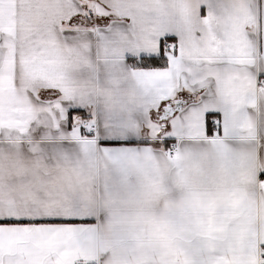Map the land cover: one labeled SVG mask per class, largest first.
<instances>
[{"label":"snow or ice","instance_id":"6c2138e0","mask_svg":"<svg viewBox=\"0 0 264 264\" xmlns=\"http://www.w3.org/2000/svg\"><path fill=\"white\" fill-rule=\"evenodd\" d=\"M0 264H264V0H0Z\"/></svg>","mask_w":264,"mask_h":264}]
</instances>
